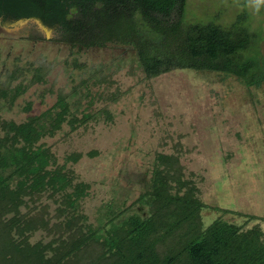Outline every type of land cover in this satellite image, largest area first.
Masks as SVG:
<instances>
[{
	"label": "trees",
	"instance_id": "trees-1",
	"mask_svg": "<svg viewBox=\"0 0 264 264\" xmlns=\"http://www.w3.org/2000/svg\"><path fill=\"white\" fill-rule=\"evenodd\" d=\"M186 2L0 0V18H36L58 28L72 46L129 47L148 78L186 68L261 85L264 53L251 51L257 33L248 13L240 12L229 25L188 22ZM41 77L36 69L34 78ZM15 90L1 88L0 96L11 103L21 85ZM68 98L60 90L50 107L20 122L0 117V264H264V231L258 224L245 228L220 215L205 225L201 212L264 216L204 203L193 174H185L180 142L172 153H155L150 177L134 201L140 211L120 217L123 210H108L97 224L90 222L82 208L90 183L75 181L68 167L82 153L66 154L60 164L43 141L63 124L74 130L95 117L89 111L78 115ZM43 198L55 205L52 218ZM39 230L50 238L32 241Z\"/></svg>",
	"mask_w": 264,
	"mask_h": 264
},
{
	"label": "rangeland",
	"instance_id": "rangeland-1",
	"mask_svg": "<svg viewBox=\"0 0 264 264\" xmlns=\"http://www.w3.org/2000/svg\"><path fill=\"white\" fill-rule=\"evenodd\" d=\"M251 5L252 0L247 6L245 0H187L185 19L229 25L245 11L257 33L251 51L264 53V7L256 11ZM61 38L58 28L35 18H0V89L14 92L21 85L13 102L0 96V117L23 121L50 107L60 90L78 115L95 116L74 130L63 124L43 139L60 164L64 155L82 153L68 167L75 181L90 183L82 202L90 222L97 224L108 210H123L120 217L140 211L134 201L155 153L174 152L176 142L185 174H193L204 203L264 216V82L246 86L233 75L186 68L148 78L129 47L83 48ZM90 150L97 153L89 156ZM43 202L50 204L52 218L55 205ZM201 214L205 225L222 215L264 231V220L257 218L212 208ZM41 237L50 238L39 230L31 240Z\"/></svg>",
	"mask_w": 264,
	"mask_h": 264
},
{
	"label": "clouds",
	"instance_id": "clouds-1",
	"mask_svg": "<svg viewBox=\"0 0 264 264\" xmlns=\"http://www.w3.org/2000/svg\"><path fill=\"white\" fill-rule=\"evenodd\" d=\"M246 6L248 5V0H245ZM252 9L259 11L260 8L264 7V0H252Z\"/></svg>",
	"mask_w": 264,
	"mask_h": 264
},
{
	"label": "flooded vegetation",
	"instance_id": "flooded-vegetation-1",
	"mask_svg": "<svg viewBox=\"0 0 264 264\" xmlns=\"http://www.w3.org/2000/svg\"><path fill=\"white\" fill-rule=\"evenodd\" d=\"M29 18H33V17H29ZM1 19H4L3 17H1ZM36 19V18H35Z\"/></svg>",
	"mask_w": 264,
	"mask_h": 264
}]
</instances>
